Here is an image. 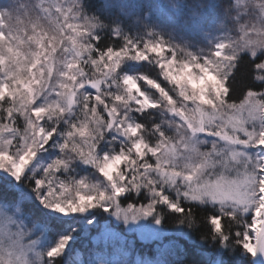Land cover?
<instances>
[{"label":"snow or ice","instance_id":"obj_1","mask_svg":"<svg viewBox=\"0 0 264 264\" xmlns=\"http://www.w3.org/2000/svg\"><path fill=\"white\" fill-rule=\"evenodd\" d=\"M181 240L264 264V0H0V264Z\"/></svg>","mask_w":264,"mask_h":264},{"label":"trees","instance_id":"obj_2","mask_svg":"<svg viewBox=\"0 0 264 264\" xmlns=\"http://www.w3.org/2000/svg\"><path fill=\"white\" fill-rule=\"evenodd\" d=\"M181 243L184 245V248L186 249L185 252H182L180 254L181 257L185 260V264H193L195 260L199 259L197 249L192 244L188 243L186 240H181ZM155 247L156 245L140 246L135 244L134 246L135 252L133 254V258H135L136 255H141V254H149L154 256Z\"/></svg>","mask_w":264,"mask_h":264},{"label":"rangeland","instance_id":"obj_3","mask_svg":"<svg viewBox=\"0 0 264 264\" xmlns=\"http://www.w3.org/2000/svg\"><path fill=\"white\" fill-rule=\"evenodd\" d=\"M117 230L119 231V229ZM127 239L132 241L134 246L135 244L140 246L155 245V243H153L152 241L141 240L138 235H134V234H128Z\"/></svg>","mask_w":264,"mask_h":264}]
</instances>
